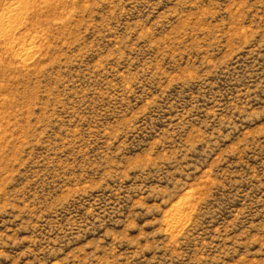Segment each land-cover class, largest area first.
<instances>
[{
    "label": "rangeland",
    "instance_id": "374dc122",
    "mask_svg": "<svg viewBox=\"0 0 264 264\" xmlns=\"http://www.w3.org/2000/svg\"><path fill=\"white\" fill-rule=\"evenodd\" d=\"M0 264H264V0H0Z\"/></svg>",
    "mask_w": 264,
    "mask_h": 264
}]
</instances>
